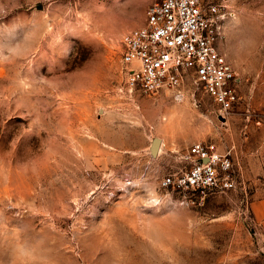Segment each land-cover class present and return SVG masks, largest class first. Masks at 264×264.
<instances>
[{"label":"rangeland","instance_id":"rangeland-1","mask_svg":"<svg viewBox=\"0 0 264 264\" xmlns=\"http://www.w3.org/2000/svg\"><path fill=\"white\" fill-rule=\"evenodd\" d=\"M217 1L230 116L202 92H119L121 38L154 0H0V264H264V0ZM197 143L231 152L234 190L160 189Z\"/></svg>","mask_w":264,"mask_h":264},{"label":"built area","instance_id":"built-area-1","mask_svg":"<svg viewBox=\"0 0 264 264\" xmlns=\"http://www.w3.org/2000/svg\"><path fill=\"white\" fill-rule=\"evenodd\" d=\"M226 7L217 0H154L142 26L120 41V88L128 96L169 94L195 101L202 92L221 115L240 104V78L220 51ZM184 167L165 175L160 189L200 199L234 190L231 152L197 143L181 156Z\"/></svg>","mask_w":264,"mask_h":264},{"label":"crops","instance_id":"crops-1","mask_svg":"<svg viewBox=\"0 0 264 264\" xmlns=\"http://www.w3.org/2000/svg\"><path fill=\"white\" fill-rule=\"evenodd\" d=\"M251 219L255 225V235L260 250L264 251V200H254L250 204Z\"/></svg>","mask_w":264,"mask_h":264},{"label":"water","instance_id":"water-1","mask_svg":"<svg viewBox=\"0 0 264 264\" xmlns=\"http://www.w3.org/2000/svg\"><path fill=\"white\" fill-rule=\"evenodd\" d=\"M154 142L159 145V147L155 150V152H153V143ZM160 145H161V140L160 139H154L153 140V142L151 143V146H150V153H151L152 157H156L158 155Z\"/></svg>","mask_w":264,"mask_h":264},{"label":"snow or ice","instance_id":"snow-or-ice-1","mask_svg":"<svg viewBox=\"0 0 264 264\" xmlns=\"http://www.w3.org/2000/svg\"><path fill=\"white\" fill-rule=\"evenodd\" d=\"M159 147L158 144H156L155 142L153 143V152H155V150Z\"/></svg>","mask_w":264,"mask_h":264},{"label":"bare ground","instance_id":"bare-ground-1","mask_svg":"<svg viewBox=\"0 0 264 264\" xmlns=\"http://www.w3.org/2000/svg\"><path fill=\"white\" fill-rule=\"evenodd\" d=\"M162 144V143H161ZM160 147H161V145H160ZM159 151H160V148H159Z\"/></svg>","mask_w":264,"mask_h":264}]
</instances>
